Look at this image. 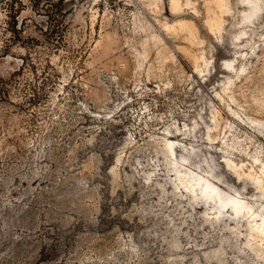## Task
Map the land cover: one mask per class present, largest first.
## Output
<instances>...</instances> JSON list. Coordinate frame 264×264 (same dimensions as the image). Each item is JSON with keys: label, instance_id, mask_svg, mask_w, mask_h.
<instances>
[{"label": "rangeland", "instance_id": "rangeland-1", "mask_svg": "<svg viewBox=\"0 0 264 264\" xmlns=\"http://www.w3.org/2000/svg\"><path fill=\"white\" fill-rule=\"evenodd\" d=\"M0 264H264V0H0Z\"/></svg>", "mask_w": 264, "mask_h": 264}, {"label": "bare ground", "instance_id": "bare-ground-1", "mask_svg": "<svg viewBox=\"0 0 264 264\" xmlns=\"http://www.w3.org/2000/svg\"><path fill=\"white\" fill-rule=\"evenodd\" d=\"M243 2H246L247 0H242ZM257 5V4H256ZM256 5H252V9H251V15H253L254 13V10L256 9ZM251 15H247V18H249ZM167 148H168V151H170V150H172V146L171 145H168L167 146ZM209 197H208V194H207V191L205 190V191H203V193H202V200H203V202H208V199ZM233 203L235 204V201H233ZM234 205H232V207H233ZM233 216H238L239 215V211L236 209L235 211H234V213L232 214Z\"/></svg>", "mask_w": 264, "mask_h": 264}]
</instances>
